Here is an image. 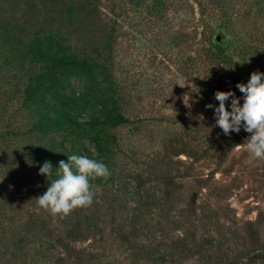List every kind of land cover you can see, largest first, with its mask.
Instances as JSON below:
<instances>
[{"label": "trees", "instance_id": "1", "mask_svg": "<svg viewBox=\"0 0 264 264\" xmlns=\"http://www.w3.org/2000/svg\"><path fill=\"white\" fill-rule=\"evenodd\" d=\"M17 1L13 3L17 4ZM108 1L112 17L117 16L118 4L121 8L128 5L144 8L150 18L161 20L169 30L173 28L169 22V9L189 10L190 20L181 17L176 22V28L178 26L181 44L188 42L196 47V55L190 59L209 65H228L232 62L231 56L237 55L243 65L251 69L250 72L264 73V27L258 25L256 17L251 15V11L254 15L257 13L252 8L256 0ZM39 3L31 0L28 4L40 8ZM4 4L0 1V73L13 99L21 107L28 126L26 135L30 140L26 146L28 159L34 165L31 177L41 176L43 182L47 181L50 186V181L59 178V162H67L68 156L75 154L86 155L111 168L113 184L118 145L114 131L117 127L133 123L125 113L127 101L114 73L116 19L109 23V18L97 9L94 0H61L52 5L40 23L34 26L31 17L7 12ZM213 20L217 22L216 28L221 29L220 43L214 41ZM185 28L190 30L185 33ZM231 33L236 34L234 44L226 41V36ZM74 80L79 82L80 87H73ZM4 84L0 98L7 92ZM249 138L241 139L239 134H235L232 145L245 144ZM167 143L168 153L174 156L184 154L192 160H198L208 148L206 146L202 153H198L197 148L189 149L188 144L172 149V140ZM46 161L51 162L53 168L52 175L48 177L39 174ZM123 173L134 183L131 186L126 182L117 185L111 199L104 194L101 200L107 203V215L111 216L108 222H120L118 235L129 250L131 257L128 259H136L132 264H176L193 255L204 260V264H256L257 258L264 257L262 239L246 246V251L241 254L227 257L226 253H222L217 259H212L210 250H215L216 245L209 235L211 216L205 213L199 215L202 221L196 222L204 225L200 227L194 222L197 210L193 205L179 210V221L172 219L176 210L172 203L177 201L174 194L180 186L175 175L165 173L158 180L160 193L151 194L145 189L147 179L141 171ZM104 184L105 179L97 178L91 181L92 190ZM174 184L179 186L173 187ZM195 196H192L190 204H194ZM129 198L134 200L132 205H129ZM77 209L82 210L74 216ZM186 216L190 217L196 232L185 229L181 223V218L187 219ZM68 217L67 224L66 217L62 218L61 227H50L46 220L41 219L36 228L28 226L27 231L19 232L9 243L11 264H21L29 244L33 245V242H38V245L32 246L35 264H82L84 253L73 243L102 235L103 220L97 205L76 208ZM144 219L146 226L140 222ZM169 223L176 224L169 228ZM144 230L150 233L149 237L145 236L149 242L133 243L138 232ZM178 230H183V236L174 238L171 232ZM156 231L160 232V236ZM198 232L207 233L204 243L197 242ZM55 235L57 239L54 241ZM57 248L62 251L53 257L54 260L45 256ZM88 256V264L104 263L92 253Z\"/></svg>", "mask_w": 264, "mask_h": 264}, {"label": "rangeland", "instance_id": "2", "mask_svg": "<svg viewBox=\"0 0 264 264\" xmlns=\"http://www.w3.org/2000/svg\"><path fill=\"white\" fill-rule=\"evenodd\" d=\"M0 1L5 3L4 9L7 12L31 17L34 26L40 23L52 5L61 2L37 0L40 2L38 8L28 4L31 0H18L17 4L13 3L15 0ZM256 1L252 8L257 13L254 15L251 11V15L256 17L258 25L264 27V0ZM94 2L102 15H107L109 23L116 19L114 73L127 101L125 113L133 123L117 127L114 131L118 138L114 183H111L110 175L103 186L94 187L96 195L90 207L97 205L103 220L102 235L73 243L84 253L82 264H88L86 258L91 253L100 258L103 264H132L136 260L128 259L131 257L129 250L118 235L120 222H108L111 216L107 215V203L101 200L104 194L111 199L117 185L126 182L131 186L134 183L125 178L124 171H128V174L141 171L147 179L145 189L151 194L160 193L161 184L158 180L165 173L175 175L180 186L173 185L179 187L174 194L177 201L172 203L176 209L172 219L179 221V210L195 205L197 217L194 222L197 225L196 221H202L199 215L203 213L212 219L209 222L211 226H208L209 235L216 245L215 250H210L212 259H217L222 253L231 257L245 252L246 246L264 239V159L251 155L247 148L248 142L233 146L235 134H239L241 139H247L251 133L241 127L239 133L225 135L216 125L214 109L219 105L215 99L217 91L234 92L242 105V93L236 85L247 84L253 72L243 65L237 55L231 56L232 62L228 65H209L190 59L196 55V47L188 42L181 44L178 26L176 28V22L181 17L190 20L189 10L176 11L170 8L169 22L173 28L169 30L161 20L150 18L144 8H132L129 5L121 8L118 4L117 16L112 17L108 0ZM241 6L245 9V6ZM212 25L215 26V37L221 29L216 28V20L212 21ZM189 30L185 28L184 32ZM231 34L226 36V41L234 44L236 34ZM4 81L0 73V90L3 89ZM72 83L73 87H80L76 80ZM4 87L7 92L0 98V264H11L8 258L9 243L19 232L27 231L32 226L36 228L41 219L46 220L50 227H61L63 219L37 204L35 198L47 191L49 183L43 182L41 176L31 177L34 165L28 159V126L21 107L10 94L8 84L5 83ZM185 95L190 98L188 105L183 101ZM208 104L214 107L206 108ZM230 104L231 98L226 101L229 111ZM201 116L203 119H200ZM169 139L173 143L172 149L188 144L189 149L197 148L198 153H202L207 146V152L198 160H192L184 154L174 156L166 151ZM86 145L90 147L88 142ZM163 155L165 158H162ZM109 170L111 172V168ZM193 195H196L195 201L190 204ZM133 201L129 198V205ZM81 210L77 209L74 216ZM186 217L181 218V223L185 229L195 231L190 217ZM69 219L66 216L65 224ZM140 222L144 226L147 224L145 219ZM175 224L169 223L168 226L171 228ZM182 231L171 234L174 238L182 237ZM155 233L160 236L159 231ZM196 235L197 242L204 243L207 233L198 232ZM145 236L149 237L150 233L145 230L138 232L133 243H148ZM29 245L21 264H35L33 260L36 256L32 246L38 245V242ZM58 249L51 250V254L46 253L45 256L48 259L58 256L59 251H62ZM257 259L256 264H264V257ZM176 264H204V260L193 255Z\"/></svg>", "mask_w": 264, "mask_h": 264}, {"label": "clouds", "instance_id": "3", "mask_svg": "<svg viewBox=\"0 0 264 264\" xmlns=\"http://www.w3.org/2000/svg\"><path fill=\"white\" fill-rule=\"evenodd\" d=\"M236 87L243 93V104L232 91H217L215 99L219 101L215 107L216 125L225 135L231 132L239 133L241 127L251 133L247 148L251 155L264 159V73L254 71L247 84L238 83ZM231 98L229 111L226 101ZM189 96L183 98L188 105ZM212 104L206 108H213ZM203 119V116L200 117ZM59 178L50 181L47 191L36 197L37 204L51 212L52 215L68 216L79 207H89L96 193L92 190L91 181L97 178L107 180L111 172L103 163L90 159L86 155H70L68 161L59 162ZM51 162H44L39 174L52 175Z\"/></svg>", "mask_w": 264, "mask_h": 264}, {"label": "water", "instance_id": "4", "mask_svg": "<svg viewBox=\"0 0 264 264\" xmlns=\"http://www.w3.org/2000/svg\"><path fill=\"white\" fill-rule=\"evenodd\" d=\"M214 39L216 42L220 43L222 41L221 33H217Z\"/></svg>", "mask_w": 264, "mask_h": 264}]
</instances>
